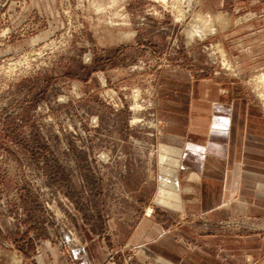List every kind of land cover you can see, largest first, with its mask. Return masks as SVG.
<instances>
[{
	"label": "rangeland",
	"instance_id": "obj_1",
	"mask_svg": "<svg viewBox=\"0 0 264 264\" xmlns=\"http://www.w3.org/2000/svg\"><path fill=\"white\" fill-rule=\"evenodd\" d=\"M262 73L264 0H0V264H264Z\"/></svg>",
	"mask_w": 264,
	"mask_h": 264
},
{
	"label": "bare ground",
	"instance_id": "obj_2",
	"mask_svg": "<svg viewBox=\"0 0 264 264\" xmlns=\"http://www.w3.org/2000/svg\"><path fill=\"white\" fill-rule=\"evenodd\" d=\"M195 15V14H194ZM198 19V17H197ZM198 25V24H197ZM193 36V35H192ZM261 75V79H264V73L260 74ZM261 79H259L260 81H262ZM264 81V80H263ZM264 83V82H263Z\"/></svg>",
	"mask_w": 264,
	"mask_h": 264
}]
</instances>
